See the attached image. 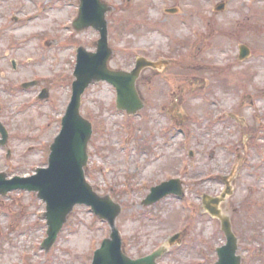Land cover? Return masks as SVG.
<instances>
[{"label":"rangeland","instance_id":"obj_1","mask_svg":"<svg viewBox=\"0 0 264 264\" xmlns=\"http://www.w3.org/2000/svg\"><path fill=\"white\" fill-rule=\"evenodd\" d=\"M102 1L112 7L110 69L132 71L139 57L169 63L141 73L145 107L136 117L117 110L107 82L82 96L81 114L93 126L86 177L122 207L123 252L141 259L179 234L159 264H214L226 238L202 211V196L221 194L220 178L237 167L223 210L242 264H264V0ZM221 3L225 10L216 12ZM78 10L79 0H0V122L9 132L0 173L8 179L48 167L72 98L77 49L95 52L100 37L73 29ZM244 46L250 54L241 60ZM43 89L48 97L39 99ZM175 179L183 198L142 205L152 188ZM45 212L34 193L0 197V264H92L109 226L76 206L46 253Z\"/></svg>","mask_w":264,"mask_h":264},{"label":"water","instance_id":"obj_2","mask_svg":"<svg viewBox=\"0 0 264 264\" xmlns=\"http://www.w3.org/2000/svg\"><path fill=\"white\" fill-rule=\"evenodd\" d=\"M80 10L74 22V29L78 32L93 28L100 34L96 52H88L84 47L78 50L77 65L74 73L73 95L65 117L62 130L51 146L49 168L37 169L36 175L30 178L16 177L6 180V174H0V196H7L10 192L21 190L37 193L47 205L44 218L47 220V239L42 247L49 252L57 241L68 217L78 205L91 207L93 213L107 222L110 236L106 239L93 258L92 264H159L169 248L179 242L177 235L169 240L150 256L133 260L123 252V239L117 227V219L122 212L119 204L109 196H99L87 182L85 169L89 161V144L93 129L90 121L81 115L82 96L90 85L105 81L115 87L118 93V108L129 115H136L144 108V103L137 90V81L141 73L148 68L160 69L167 67V62H152L139 58L136 68L132 72L114 71L109 68L113 50L109 45L107 14L112 8L101 0H79ZM247 47L240 48V59L248 57ZM33 84L26 85L30 87ZM47 94L43 95L46 97ZM6 142V132L0 125ZM231 176L222 178L226 190L219 197L203 196V209L212 218L220 221L221 229L226 236V245L217 249L218 259L215 264H242L238 256L239 240L234 233L231 217L224 213L222 206L234 194ZM176 194L182 196L180 181L174 180L153 188L151 194L143 202L149 206L156 204L166 196Z\"/></svg>","mask_w":264,"mask_h":264}]
</instances>
